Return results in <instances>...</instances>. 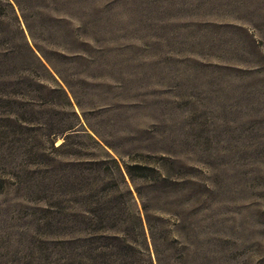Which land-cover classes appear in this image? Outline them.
I'll return each instance as SVG.
<instances>
[{
  "label": "rangeland",
  "instance_id": "obj_1",
  "mask_svg": "<svg viewBox=\"0 0 264 264\" xmlns=\"http://www.w3.org/2000/svg\"><path fill=\"white\" fill-rule=\"evenodd\" d=\"M0 264H264V0H0Z\"/></svg>",
  "mask_w": 264,
  "mask_h": 264
}]
</instances>
